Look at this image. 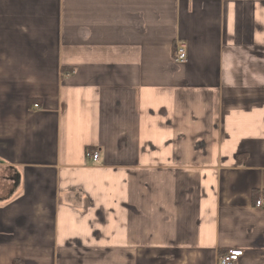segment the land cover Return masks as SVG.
Wrapping results in <instances>:
<instances>
[{"label": "crops", "instance_id": "crops-1", "mask_svg": "<svg viewBox=\"0 0 264 264\" xmlns=\"http://www.w3.org/2000/svg\"><path fill=\"white\" fill-rule=\"evenodd\" d=\"M260 198L264 0H0V264H264Z\"/></svg>", "mask_w": 264, "mask_h": 264}, {"label": "built area", "instance_id": "built-area-1", "mask_svg": "<svg viewBox=\"0 0 264 264\" xmlns=\"http://www.w3.org/2000/svg\"><path fill=\"white\" fill-rule=\"evenodd\" d=\"M186 45L182 42H178L175 45V50L173 52L174 61L177 63H185L187 61V52ZM36 108V106H35ZM85 157L88 160L96 162L98 160V153L86 151ZM264 205V198H260L255 202V207L259 208ZM243 256V252L241 250L232 249L223 254H221L216 264H239L240 259Z\"/></svg>", "mask_w": 264, "mask_h": 264}]
</instances>
